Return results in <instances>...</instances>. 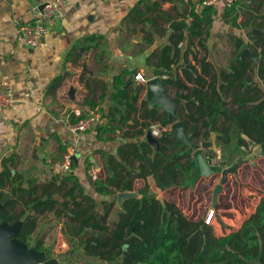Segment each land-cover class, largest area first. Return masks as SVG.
<instances>
[{"label":"crops","instance_id":"0c3cea01","mask_svg":"<svg viewBox=\"0 0 264 264\" xmlns=\"http://www.w3.org/2000/svg\"><path fill=\"white\" fill-rule=\"evenodd\" d=\"M47 1L51 0H40L39 5ZM241 1L235 23L234 15L227 16L229 6L225 2L210 7L211 24L205 27L202 37L191 43L189 27L194 13L207 9L201 0H67L63 14L41 45L30 49L18 42V26L34 19L31 1L0 0V82L11 84L15 101L13 107L0 116V173L8 159L7 165L15 175L25 174L40 184L46 183L52 175L51 162L59 161L71 143L69 123L74 121V110L65 117L66 109L75 105V110L84 115L95 111L108 115L113 110L114 123L109 125L108 120L103 128L80 136L72 173L98 202L113 200L114 197L95 191L92 186L95 182L89 176L91 168L98 172L100 180L108 177L111 162L135 175L141 162L131 153L142 142L148 143V133L140 134L145 121L140 114L147 109L142 103L146 101L149 107H157L160 115L170 116L164 108L148 101V81L160 79L165 94L176 107L174 121L167 126V132H172L174 123L183 122L179 114L186 120H189L187 114L198 117L197 106L179 98V95L189 94L188 90L180 89L179 82L191 90L201 89L187 81V77H196L190 73V65L207 79L205 92L212 83L220 85L219 79L215 82L213 78L227 72L245 47L254 54V37L264 33V0ZM240 39L250 47L237 48ZM195 55L200 60L205 59L209 74L203 75V67ZM139 73L146 79L145 83L135 80ZM122 74H126L120 86L125 90V98L114 99L115 79ZM136 94L139 97L134 102ZM228 101L227 107H232L233 100ZM192 126L190 124L189 130ZM189 130L185 129L187 135ZM169 140L162 143L169 149L165 155L183 150L174 134ZM202 141L203 138L199 143ZM231 146L206 151L205 158L210 162L220 157L218 165L228 168L253 153V149L242 147L237 151ZM133 178H129L134 184L131 192L138 193L148 186L149 195L175 204L182 208L184 215L190 209L194 221L202 220L208 209L214 208L219 220L214 230L230 234L240 230L264 198V154L243 161L237 174L229 176L217 206L213 204V191L221 181L220 175L201 179L194 188L183 185L166 190L158 188L153 176ZM2 191L6 194L0 201L11 197L8 188ZM116 193L118 198L123 192ZM119 209L117 202L111 213L112 221ZM98 210L102 212L103 206ZM59 227L62 231V221ZM63 245H67L65 237Z\"/></svg>","mask_w":264,"mask_h":264},{"label":"trees","instance_id":"16d2710c","mask_svg":"<svg viewBox=\"0 0 264 264\" xmlns=\"http://www.w3.org/2000/svg\"><path fill=\"white\" fill-rule=\"evenodd\" d=\"M241 2L238 0L227 9V16L234 15L233 23L239 16ZM211 12L209 7L203 13H194V21L189 27L191 43L204 35L205 27L211 24ZM246 45L250 47L240 39L237 48ZM252 47L257 63L243 56L242 52L238 53L229 70L213 78L215 82L219 79L220 85L212 83L204 92L208 81L198 75L192 65L190 73L196 77H187V81L194 82L201 89L191 90L178 83L180 89L189 91L188 95H179V98L197 106L198 117L187 114L189 120H186L179 114L187 131L193 124L188 133L193 143L199 144L201 138L208 140L211 133L216 134L217 146L221 148L232 144L237 151L242 147L252 150L244 137L255 145L264 143V33L254 37ZM195 59L203 67V75L209 74L205 59L200 60L196 55ZM125 75L115 79L117 92L114 99L118 96L125 98V90L120 89ZM138 97V94L133 97L134 102ZM228 99L233 100L232 107H227L230 104ZM142 105L147 109L140 114L145 120L141 135H145L151 123L158 122L163 127L171 125L168 115H160L157 107H149L146 101ZM112 113L113 110L105 115L109 125L115 122ZM109 128L111 130V127H105L106 130ZM172 135L168 131L158 139L160 151L155 155L146 141L136 147L131 154L141 163L135 175L111 162L108 177L92 183L99 195L114 197L103 202L90 195L73 174L40 184L25 174L13 175L7 165L10 160H5L0 173V190L8 188L11 197L0 213V223L14 225L20 222L17 239L49 258L53 252L35 235L41 218L53 213L63 222L62 234L70 255L81 253L104 264H264V198L240 230L222 237H218L214 227L206 225L203 220H191L175 204L162 203L156 196L149 195L148 186L138 191L141 198L127 200L117 211L116 219L111 220V213L117 205L116 192L134 191L129 178L153 176L158 188L166 190L185 185L193 176L192 152L186 145L178 143L183 150L165 155L169 149L162 143L169 142ZM181 178H184L182 183ZM5 194V191L0 192V199ZM99 206H103L102 212L98 210Z\"/></svg>","mask_w":264,"mask_h":264},{"label":"water","instance_id":"95a60500","mask_svg":"<svg viewBox=\"0 0 264 264\" xmlns=\"http://www.w3.org/2000/svg\"><path fill=\"white\" fill-rule=\"evenodd\" d=\"M31 1L33 7L42 8L43 5L40 4V0H29ZM243 56H247L249 59L257 63V58L255 55L245 47ZM164 83L160 79H152L147 83L148 95L147 99L150 103L155 106L162 107L169 113L170 122L174 121L176 115V107L173 105L172 101L165 94ZM72 99H74L73 94H71ZM76 109L75 105H72L66 109L65 117H67L73 110ZM99 129V128H97ZM172 133L175 135L177 140L182 144L186 145L188 149L192 152L193 164L195 166L193 176L188 179L185 186L188 188H194L197 182L204 178H209L211 176L220 175L221 181L215 187L213 192V204L218 205L219 197L223 193L224 186L228 183L230 175H236L238 169L243 161H248L252 156H261L264 154V143L260 145H255L248 137H244L248 142L250 147L253 148L252 155L247 156L244 160H238L232 167L225 168L221 165H211L210 162L205 158L206 151H215L216 138L215 134H211L210 139L204 140L199 144H195L191 141L189 136L186 134L184 123L176 122L172 125ZM147 141L153 146V154L155 155L159 151V141L154 138L151 133H148ZM76 161V158L75 160ZM15 175V171L12 172ZM56 181V178H52ZM133 198H140V195L136 192H123L118 195L117 202L119 207L122 208L125 201ZM10 199V198H8ZM8 199H2L0 201V213L2 212L3 206ZM158 201L164 203L162 197L158 198ZM21 223H16L11 225L7 222L0 223V264H59V260L55 258H50L45 260V253L37 252L34 249H29L26 244L17 239L18 232L20 230ZM39 253L38 259H32L31 253Z\"/></svg>","mask_w":264,"mask_h":264},{"label":"built area","instance_id":"2783aa9c","mask_svg":"<svg viewBox=\"0 0 264 264\" xmlns=\"http://www.w3.org/2000/svg\"><path fill=\"white\" fill-rule=\"evenodd\" d=\"M223 1L228 6L237 2L238 0H206L203 2L204 7H212L216 3ZM67 0H51L43 4L42 8L34 7V19L25 24L18 26V42L26 48H37L41 45L42 40L49 34L51 28L55 25L59 17L63 14ZM135 80L145 83L146 79L142 74H137ZM15 101L13 96V89L10 83L6 81L0 82V116L4 111L13 107ZM74 121L69 123L71 131V143L62 155L59 161L51 162L52 175L51 179H63L73 173L74 160L76 157V146L79 143L80 136L84 133L94 131L101 128L108 123V118L100 111H95L90 114L84 115L80 110H74ZM167 132V127H163L160 123H151L146 133L160 139L163 134ZM220 157H216L210 161L211 165H218ZM90 179L96 182L100 179L98 172L91 168L89 172ZM223 194V193H222ZM221 194V195H222ZM220 195V196H221ZM208 226L214 227L218 224L217 214L214 208H209L207 213L202 219Z\"/></svg>","mask_w":264,"mask_h":264},{"label":"rangeland","instance_id":"374dc122","mask_svg":"<svg viewBox=\"0 0 264 264\" xmlns=\"http://www.w3.org/2000/svg\"><path fill=\"white\" fill-rule=\"evenodd\" d=\"M227 153L228 150L225 151V154ZM207 185L208 183H205L204 187H207ZM185 216L191 220L195 218L193 212L191 213L190 209L187 211ZM60 222L61 221H59L54 216V214L45 215L44 217L41 218L40 228L37 230L35 235L36 237L41 238L45 244V247H47L53 252V255L50 258L58 259L59 264H104L98 259L84 256L81 253L70 255L68 244L66 246L63 245L64 236L61 233L62 231L59 227ZM215 233L218 237L227 235L225 231L222 233L221 231L218 230L215 231ZM31 256H33L32 259L34 260L38 259L39 253L33 252V254L31 253ZM44 258L45 260L50 259L47 255H44Z\"/></svg>","mask_w":264,"mask_h":264}]
</instances>
